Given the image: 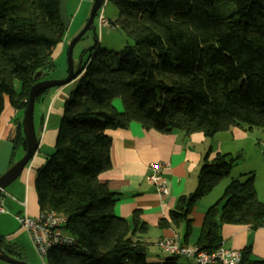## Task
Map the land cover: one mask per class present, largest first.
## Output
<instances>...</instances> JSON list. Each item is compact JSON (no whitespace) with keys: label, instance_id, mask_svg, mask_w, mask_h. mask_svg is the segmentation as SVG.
<instances>
[{"label":"trees","instance_id":"16d2710c","mask_svg":"<svg viewBox=\"0 0 264 264\" xmlns=\"http://www.w3.org/2000/svg\"><path fill=\"white\" fill-rule=\"evenodd\" d=\"M63 2L0 0V114L3 95L15 110L25 111L30 88L55 66L56 49L68 29ZM107 2L119 11L112 25L134 43L111 51L100 48L96 37L94 47L82 54L54 152L37 169L34 190L40 210L63 215L65 231L76 240L71 248L50 250L48 264H147L148 244L141 235L150 228L142 212H134L131 220L118 216L119 194L99 178L112 168L109 131L128 129L132 123L187 137H213L233 128L264 130V0ZM49 91L36 94V105ZM18 127L11 140L13 163L17 152L27 149L24 127ZM207 156L195 194L180 197L170 221H160V228L185 227L187 243L195 204L230 179L223 196L208 207L196 244L215 251L222 246L224 225L251 231L264 227V203L252 174L231 180L235 158L218 154L210 161ZM0 246L24 260L21 249L6 238L0 237ZM140 248L145 252L137 254ZM241 254L239 264H264V259H252L251 246ZM179 259L170 256L164 264H178Z\"/></svg>","mask_w":264,"mask_h":264},{"label":"crops","instance_id":"0c3cea01","mask_svg":"<svg viewBox=\"0 0 264 264\" xmlns=\"http://www.w3.org/2000/svg\"><path fill=\"white\" fill-rule=\"evenodd\" d=\"M84 3L85 1L82 5ZM65 44L64 40L56 49L54 61L62 57ZM81 56L82 54L79 56V61ZM65 72H61V75L51 79H64L68 74V68ZM76 83L77 80H74L64 87L51 88L45 99L38 104V109L35 105L37 113L36 116L35 112L33 114L34 127L39 140L38 151L24 169L21 177L4 191L2 197L5 211L0 215V233L6 235H0V237L6 238L7 241L13 238L16 240L23 233H27L23 228H20L21 226L16 220L17 216L26 213L29 217L34 218L41 213L38 196L34 190L35 176L37 169L42 167L47 157L54 152L64 111L63 106L66 99L71 96ZM15 89L20 93L21 84ZM2 99L0 146L4 141H11L19 128L18 126H21V119L18 115L20 112L18 113L13 108L7 95H3ZM115 104L118 110H122L119 101H116ZM13 120L16 121L15 127L8 132V127ZM108 134L112 138L110 148L112 168L99 176L100 181L107 184L111 191L119 194L120 201L115 211L118 216L131 220L134 212H142L141 218L150 229L146 235L141 236L144 237V242L148 245L154 242L156 246L161 239L175 235H179L184 242L185 227L179 230L173 227L160 228V221H170V213L176 208L180 197L195 194L200 169L207 155H209L207 157L210 161L218 154H229L236 159L233 168H231V180L241 179L243 176L245 179L248 173H254L258 198L264 203V152L262 149L264 130L262 129L242 131L240 128H233L227 132L217 133L213 137H206L201 133L187 137L178 131L170 134L147 131L140 124L132 123L128 129L109 131ZM17 153V160L25 154L23 150H19ZM162 162L169 164V168L163 174V179L166 180L168 186L167 192L158 193L154 185L148 181V177L151 174V164ZM243 167L245 170L242 169ZM229 181L230 179L222 181L210 194L195 204L191 212L192 232L188 242H185L187 245L197 244L208 207L223 196L222 193ZM221 233L222 247L225 249L241 252L251 246L252 259H264V227L251 231L249 227L243 225L227 224L223 226ZM28 239L34 248L29 235ZM12 244L21 249L18 243L13 242ZM165 262L166 260L159 263L147 261V264H164ZM178 264H189V261L180 258Z\"/></svg>","mask_w":264,"mask_h":264},{"label":"rangeland","instance_id":"374dc122","mask_svg":"<svg viewBox=\"0 0 264 264\" xmlns=\"http://www.w3.org/2000/svg\"><path fill=\"white\" fill-rule=\"evenodd\" d=\"M85 3L82 5V3ZM93 1L92 0H64L62 4V15L65 20V24L68 26L67 35L65 36V48H63L64 52L60 59L55 60L53 63L55 66L51 69L46 71L44 78L46 80H53L51 78H55L61 75V72L66 73L65 71L68 68V48L72 41L77 37V35L82 31L85 27L86 22L90 17V10L92 9ZM78 10L80 11L78 13ZM99 15L95 17L94 26L95 29L87 32L84 37L76 44L74 52H73V59L75 63V67L78 66L79 56L84 52L88 51L92 47H94L96 43V37L100 42V48L107 49L111 51H120L124 48L127 44L133 45V40L129 38L124 32L117 26L112 25L114 21L118 19L119 11L117 7L112 4L106 2L101 9H99ZM105 18V26H100V18ZM67 67V68H66ZM65 69V71H64ZM67 77V76H66ZM16 86H20V83L16 82ZM37 105V109H38ZM37 111V110H36ZM20 112V113H19ZM18 115L21 119V124L23 125V118H24V110L18 111ZM35 112V116H36ZM16 121L13 120L12 124L8 127V132L12 131L15 127ZM261 130V129H260ZM242 166V165H241ZM240 168V166H239ZM241 169V168H240ZM243 170L244 167L242 168ZM256 169V168H255ZM259 172V171H258ZM235 173V171H233ZM254 176V173H248V176ZM245 177V176H243ZM241 177V178H243ZM255 187L256 182H255ZM0 235L5 236L6 234L0 233ZM12 243H18L21 246V253H23L22 259H24L29 264H48L46 260H42L39 254L37 253L35 247H32L28 239L27 233H23L20 238L18 237L16 240L9 239ZM146 258L148 262H157L164 261L169 258V255L160 251V249L155 246L154 242L146 247ZM184 261V260H182ZM181 261V262H182ZM0 264H8L0 260Z\"/></svg>","mask_w":264,"mask_h":264},{"label":"built area","instance_id":"2783aa9c","mask_svg":"<svg viewBox=\"0 0 264 264\" xmlns=\"http://www.w3.org/2000/svg\"><path fill=\"white\" fill-rule=\"evenodd\" d=\"M100 26L103 27L105 18H100ZM262 149L264 152V140L262 142ZM169 168V164L155 163L151 164V174L148 181L154 185L156 192H167V182L163 179L164 171ZM3 194H0V215L4 213L3 208ZM29 235L33 246L42 260H46L50 250L56 247H73L76 243L74 237L70 236L65 231L66 218L54 211H41L38 216L32 218L26 213L19 215L16 218ZM158 248L165 254L172 257L184 258L189 261V264H239L241 261V252L237 250L225 249L220 247L215 251H208L201 249L196 245H187L183 243L179 235L164 238L158 241Z\"/></svg>","mask_w":264,"mask_h":264},{"label":"water","instance_id":"95a60500","mask_svg":"<svg viewBox=\"0 0 264 264\" xmlns=\"http://www.w3.org/2000/svg\"><path fill=\"white\" fill-rule=\"evenodd\" d=\"M108 0H93V6L90 10V17L86 22L85 27L82 31L77 35V37L72 41L68 48V74L66 78L61 80H42L37 82L32 88H30V96L27 108L24 113L23 118V127L24 134L27 143V149L23 157L13 163L15 145L11 141H4L0 146V194L2 191H5L10 185H12L15 181L21 177L24 169L29 165L31 160L34 158L39 148V140L37 136V132L35 129V121H34V112L36 99L35 96L39 91L49 90L54 87H64L65 85L74 81L81 71V66L83 59L81 58L78 61V66L75 67L73 52L76 44L84 37V35L94 29V21L96 14L100 11L103 5ZM90 51V49L88 50ZM41 72L36 75V78H39ZM145 252V249L140 248L137 250V254H142ZM0 260L8 263V264H29L25 260H21L14 258L7 254L0 246Z\"/></svg>","mask_w":264,"mask_h":264}]
</instances>
